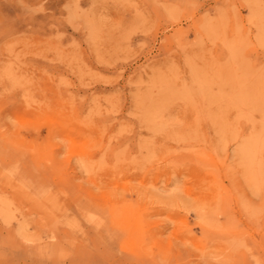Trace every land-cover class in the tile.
Wrapping results in <instances>:
<instances>
[{
	"label": "rangeland",
	"instance_id": "1",
	"mask_svg": "<svg viewBox=\"0 0 264 264\" xmlns=\"http://www.w3.org/2000/svg\"><path fill=\"white\" fill-rule=\"evenodd\" d=\"M0 264H264V0H0Z\"/></svg>",
	"mask_w": 264,
	"mask_h": 264
}]
</instances>
